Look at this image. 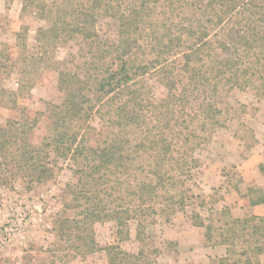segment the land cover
Wrapping results in <instances>:
<instances>
[{
    "label": "trees",
    "instance_id": "16d2710c",
    "mask_svg": "<svg viewBox=\"0 0 264 264\" xmlns=\"http://www.w3.org/2000/svg\"><path fill=\"white\" fill-rule=\"evenodd\" d=\"M20 1L22 12L55 16L54 27L38 31L39 40L57 43L78 34L96 42L98 59L109 62L90 86L78 78V91L68 89L58 103L45 104L47 142L29 140L41 113L0 126V181L11 167L29 186L41 184L53 176L50 149L60 158L69 154L76 178L72 199L82 209L78 220H64L62 227L78 228L79 250L92 233L90 222L114 220L122 228L137 220L140 237L159 212L190 206L198 198L186 185L199 164L195 152L226 127L231 107L224 99L248 88L264 97V6L253 0ZM100 17L115 22L114 38L101 40ZM62 74L67 84L72 76ZM93 117L105 132L89 123ZM250 139L253 145L256 139ZM259 170L264 174L262 164ZM246 194L252 205L264 203L260 187L249 186ZM250 216L264 225L261 216ZM197 218L192 226L204 228L210 243H228L233 253L229 227L243 232L253 221H223L212 240V226ZM251 234L264 245V228L254 224ZM112 249H106L110 264Z\"/></svg>",
    "mask_w": 264,
    "mask_h": 264
},
{
    "label": "rangeland",
    "instance_id": "374dc122",
    "mask_svg": "<svg viewBox=\"0 0 264 264\" xmlns=\"http://www.w3.org/2000/svg\"><path fill=\"white\" fill-rule=\"evenodd\" d=\"M253 1L264 6V0ZM54 18H41L33 9L22 12L20 0H0V126L11 120L32 119L41 113L40 121L29 134V140L36 145L44 143L51 134L42 115L45 104L58 103L68 89L78 91L83 86L78 78L90 86L93 77L103 68L104 60L109 62L98 59L96 42L78 34L57 43L39 40L38 31L54 27ZM96 30L103 41L114 38L115 22L100 17ZM61 73L66 78L72 76L67 84L61 83ZM87 95L96 96L94 92ZM224 101L231 107L227 125L195 152L199 164L186 182L198 198L186 208L159 212L155 224H148L140 237L136 235L137 220L126 221L122 228L114 220L94 221L89 224L92 233L85 241L86 248L79 250L78 228L68 232L62 227L64 220H78L82 209L72 199L76 178L69 154L60 158L51 148L47 162L53 166V176L38 185L29 186L9 167L10 171L4 174L5 183L0 181V230L14 231L0 245V264H110L107 247L113 248L109 252L114 258L113 264H171L170 260L180 249L174 237L181 234L185 235L186 242L195 240L198 230L186 226L198 223L197 216L204 225L213 227L212 238L217 237L223 221L253 220L243 232L237 225L229 227L235 232L233 250L236 256L241 255L242 264H264V255L257 252L259 248L264 250L262 238L251 234L254 224L262 228L264 225L251 219V213H244L238 201V196L247 190L244 172L246 180H250L249 186H258L264 191V176L255 165H241V158L252 145L251 136L255 138L256 132L259 133L264 145V97L252 88L233 89ZM89 123L99 132L106 131L96 117ZM73 125L77 127L78 123ZM263 153L264 146L258 155ZM93 240L97 247L91 246ZM117 251L125 254L117 255Z\"/></svg>",
    "mask_w": 264,
    "mask_h": 264
},
{
    "label": "crops",
    "instance_id": "0c3cea01",
    "mask_svg": "<svg viewBox=\"0 0 264 264\" xmlns=\"http://www.w3.org/2000/svg\"><path fill=\"white\" fill-rule=\"evenodd\" d=\"M256 142L248 148L247 153L244 157L241 158V165H255V169L259 170V165L262 164L264 166V153L258 155L261 149L263 148V138L262 136L256 132L255 134ZM254 153V154H253ZM261 156V157H260ZM243 167V166H241ZM253 171V167L251 168ZM255 171V170H254ZM243 173V180L248 183H244V189L249 187L250 180H246L247 175ZM261 175L264 176L260 172ZM257 175V174H256ZM261 178V177H260ZM248 184V185H247ZM257 185L261 186L260 182H256ZM251 186V185H250ZM241 190V188H239ZM247 189V188H246ZM237 192V191H236ZM264 192V191H263ZM238 196V195H237ZM238 201H240V207L244 213H251L258 216L264 215V203H258L252 205L250 203V197L247 194L242 193L240 197L238 196ZM188 229L198 230L196 233L195 240H191V242L185 241V235L176 234L173 238L167 237V239H173L174 242L178 244L180 249L178 252H174L175 256L170 260L171 264H242L243 260L241 255L236 256L233 252H231L230 245L228 243H210L205 236L204 228H195L192 225L186 226ZM215 238V239H214ZM213 240H216L217 237H214ZM192 243V244H191ZM189 244L191 246H187L184 248V245ZM242 261H241V260Z\"/></svg>",
    "mask_w": 264,
    "mask_h": 264
},
{
    "label": "built area",
    "instance_id": "2783aa9c",
    "mask_svg": "<svg viewBox=\"0 0 264 264\" xmlns=\"http://www.w3.org/2000/svg\"><path fill=\"white\" fill-rule=\"evenodd\" d=\"M13 231L14 229H11L10 231H7L6 229L3 231L0 230V245L5 244L8 241L10 237V232Z\"/></svg>",
    "mask_w": 264,
    "mask_h": 264
}]
</instances>
